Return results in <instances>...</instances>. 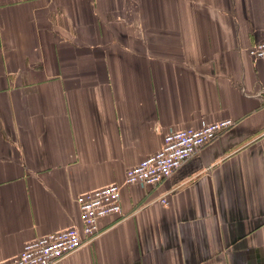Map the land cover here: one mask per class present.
Masks as SVG:
<instances>
[{"label": "crops", "instance_id": "obj_1", "mask_svg": "<svg viewBox=\"0 0 264 264\" xmlns=\"http://www.w3.org/2000/svg\"><path fill=\"white\" fill-rule=\"evenodd\" d=\"M263 40L264 0H0V264L167 132L228 117L56 264H264Z\"/></svg>", "mask_w": 264, "mask_h": 264}, {"label": "built area", "instance_id": "obj_2", "mask_svg": "<svg viewBox=\"0 0 264 264\" xmlns=\"http://www.w3.org/2000/svg\"><path fill=\"white\" fill-rule=\"evenodd\" d=\"M250 56L264 61V40L252 45ZM228 117L201 127L174 129L164 135L160 148L125 171L123 183L113 182L77 196L80 222L27 241L20 253L7 264H56L100 234L102 220L123 216L122 187L136 183L155 186L171 177L203 147L235 125ZM162 203L169 204L166 198Z\"/></svg>", "mask_w": 264, "mask_h": 264}]
</instances>
